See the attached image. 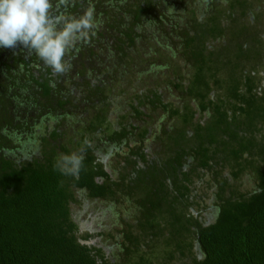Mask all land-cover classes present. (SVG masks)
I'll list each match as a JSON object with an SVG mask.
<instances>
[{"label":"trees","instance_id":"1","mask_svg":"<svg viewBox=\"0 0 264 264\" xmlns=\"http://www.w3.org/2000/svg\"><path fill=\"white\" fill-rule=\"evenodd\" d=\"M180 1L91 0L100 27L77 45L62 76L22 45L0 48V264H264V13L253 0H197L206 5L186 1L180 17L172 14ZM88 3L75 0L67 11L79 16ZM149 68L172 72L170 83L190 102L183 110L142 88ZM118 96H129L130 113L115 127L109 106ZM145 105L175 120L164 132V158L145 147ZM41 119L48 129L35 150ZM68 120L75 124L65 127ZM85 139L91 146L79 178L54 170L60 154ZM103 148L122 158L119 179L98 156ZM245 173L257 180L250 194L229 180ZM206 174L217 189L211 221L193 211L195 179ZM77 191L133 203L119 232L124 262L98 242L109 235H81L72 214ZM141 246L161 253L148 258Z\"/></svg>","mask_w":264,"mask_h":264},{"label":"rangeland","instance_id":"2","mask_svg":"<svg viewBox=\"0 0 264 264\" xmlns=\"http://www.w3.org/2000/svg\"><path fill=\"white\" fill-rule=\"evenodd\" d=\"M180 1V0H179ZM186 1H190V4L185 3ZM254 8L257 11H260L261 14L264 13V0H253ZM188 5L191 8H196L197 6L204 7L206 4L201 1V3H197V0H184L180 1V7H177L175 9H172V14H175L176 16H182L185 15V5ZM183 6V7H182ZM257 30L250 29L248 32H256ZM155 45L154 42L151 43V47ZM151 53L153 50L150 51ZM149 53V52H148ZM153 55V54H152ZM151 55H149L150 58ZM178 61V60H176ZM147 70L145 73H143L142 77L139 80V83L141 84L142 88L149 89L154 88L160 92V94L163 97V100L166 103H172L173 108H179L183 110L184 106L189 104L187 103L188 100L182 99V95L179 92H176L174 86L170 83V79L168 78L169 73L172 72L166 68L164 69H156L154 70ZM258 72L260 76H264V68L259 67ZM149 71V72H148ZM172 75V79H173ZM129 79V77H128ZM146 80V81H145ZM127 81V79H126ZM264 87V77L261 78V82ZM146 84V85H144ZM148 84V85H147ZM148 86V87H146ZM135 87V85L133 86ZM132 87V88H133ZM130 89V88H129ZM138 92V90H137ZM223 93V91H221ZM133 93L132 89L129 90V94ZM135 93V92H134ZM139 94L143 93V90L141 89ZM128 98L129 96H123V97H117V101L113 99V103H110L109 106V119L112 121L115 127H118V124L121 122V117L128 116L130 113L129 107L125 104L127 102L128 104ZM135 98V97H134ZM111 101V102H112ZM125 105V106H124ZM135 106H139L138 103H134ZM194 106V104H193ZM125 108L127 110H121L122 108ZM142 110H144V118L143 122H139L141 124L142 128H146L149 130V136L147 140L145 141V147L147 149L148 153H151V155L158 154L164 158V152L167 151L164 149L166 146V143L163 141V138L165 137V131L169 129L172 131L175 127V120L170 119L168 114H165L163 110L161 109H154L153 107L149 105H145L143 107H140ZM195 109L197 108V105L195 104ZM197 121H207V117H202L199 113L196 115L195 118ZM135 123V122H134ZM138 123V121L136 122ZM135 123V124H136ZM47 124L45 121L40 120V122H37V126H33L34 130H32L33 135L37 137L35 140V150L40 146L41 142L39 140V136L43 135L47 128ZM56 122L50 120L49 127L54 128L56 126ZM75 124L72 120H68V122L65 124V127L68 128V125ZM189 133H192L191 130H188ZM170 132V131H169ZM23 139L26 140L24 137ZM23 141L26 144V141ZM132 147H134L137 143L131 142L130 143ZM29 147L33 146L31 144H27ZM102 147L106 146L105 143L101 144ZM27 149V148H26ZM107 150H104L98 155L101 157V161L103 160L104 165L107 166V168L113 171V176L115 179H119V176L122 172L119 161L122 159L118 155L117 151H113V149L106 148ZM163 151V152H162ZM38 151L35 153L37 154ZM27 155V154H23ZM159 156V157H160ZM120 159V160H119ZM118 172V173H117ZM229 173V169L226 170L225 174ZM212 178L209 174H206V176H203L201 178L195 179L196 184L194 185L193 189V197L195 198L193 201L194 207L193 211L197 212L196 214L200 216L202 219H206L207 221H211L212 217L215 216L216 209L214 210V204L216 201V187L214 183L211 181ZM232 187L235 190H238V192L250 194L256 191L257 187V180L255 178V175L250 173L243 174L237 181L233 180V178L229 179ZM133 203L131 202H123L120 204H116L110 200H94L90 199L88 194L85 191H77L76 192V202L74 205H72V214L73 219L76 221V223L79 225L81 235H83L85 232L90 233H96V232H103L106 234V236H110L111 239L108 238H102L100 239L101 245L106 246V251L108 255H110L112 258L119 259V261L124 262L125 258L128 257V255H125L123 252V246L122 243L124 242V238L119 237V232L121 230H126V223L131 221V217L133 214ZM131 208V209H130ZM132 213V214H131ZM131 214L130 216H128ZM127 216V220L124 221V218ZM160 244L159 242H154L152 246H158ZM162 243L158 246L161 247ZM144 251L148 253V258L153 257L154 255L158 256L160 250H157V248H153L150 250H147L146 247L141 246L140 251ZM139 251V252H140ZM161 253V252H160ZM140 253H137V251H132L129 256L136 257ZM178 264V262L176 263Z\"/></svg>","mask_w":264,"mask_h":264},{"label":"clouds","instance_id":"3","mask_svg":"<svg viewBox=\"0 0 264 264\" xmlns=\"http://www.w3.org/2000/svg\"><path fill=\"white\" fill-rule=\"evenodd\" d=\"M74 3L75 0H0V48L22 45L43 61L53 76L70 72L71 53L77 45L90 43L101 24L91 0L79 16L67 11ZM90 146V140L85 139L78 151L60 154L54 170L78 179L85 169L84 153Z\"/></svg>","mask_w":264,"mask_h":264}]
</instances>
